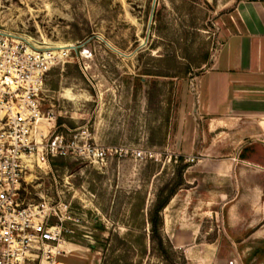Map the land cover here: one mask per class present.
I'll list each match as a JSON object with an SVG mask.
<instances>
[{
	"label": "rangeland",
	"instance_id": "obj_1",
	"mask_svg": "<svg viewBox=\"0 0 264 264\" xmlns=\"http://www.w3.org/2000/svg\"><path fill=\"white\" fill-rule=\"evenodd\" d=\"M152 1L0 0V31L36 45L77 46L46 76L52 130L65 138L85 131L99 146L142 152L102 165L50 156L28 171L20 200L68 201L81 211L83 236L72 255L58 256L65 264H251V249L230 241L221 217L189 203L204 189L217 201V188L230 182L190 178L195 158L181 155L178 143L230 14L239 3L264 8V0H155L149 23ZM178 229L185 232L172 242Z\"/></svg>",
	"mask_w": 264,
	"mask_h": 264
},
{
	"label": "crops",
	"instance_id": "obj_2",
	"mask_svg": "<svg viewBox=\"0 0 264 264\" xmlns=\"http://www.w3.org/2000/svg\"><path fill=\"white\" fill-rule=\"evenodd\" d=\"M230 18L215 58L195 84L178 144L181 155L195 158L190 178L230 182L217 188V201L204 189L189 203L221 217L230 241L251 249V264H264V8L239 3ZM184 227L192 238L190 223ZM183 232L175 230L172 242Z\"/></svg>",
	"mask_w": 264,
	"mask_h": 264
},
{
	"label": "built area",
	"instance_id": "obj_3",
	"mask_svg": "<svg viewBox=\"0 0 264 264\" xmlns=\"http://www.w3.org/2000/svg\"><path fill=\"white\" fill-rule=\"evenodd\" d=\"M50 45L0 31V264H65L58 256L72 255L74 240L83 236V214L71 202L20 200L35 162L71 155L102 165L116 155L142 154L99 146L85 131L65 138L52 130L53 116L43 110L46 76L73 48Z\"/></svg>",
	"mask_w": 264,
	"mask_h": 264
},
{
	"label": "water",
	"instance_id": "obj_4",
	"mask_svg": "<svg viewBox=\"0 0 264 264\" xmlns=\"http://www.w3.org/2000/svg\"><path fill=\"white\" fill-rule=\"evenodd\" d=\"M154 5H155V0L152 1V5H151V9H150V20H149V23H150L151 18H152V14H153V10H154ZM105 43H106V45L109 46L112 50L118 52V53L121 54V55L126 56L125 54H123V53L117 51L116 49H114L113 47H111L107 42H105ZM70 47L73 48V49H75L77 46H73V45H72V46H70Z\"/></svg>",
	"mask_w": 264,
	"mask_h": 264
},
{
	"label": "trees",
	"instance_id": "obj_5",
	"mask_svg": "<svg viewBox=\"0 0 264 264\" xmlns=\"http://www.w3.org/2000/svg\"><path fill=\"white\" fill-rule=\"evenodd\" d=\"M167 201H164L163 203H161L158 208L157 211L162 210V208L166 205ZM151 225H152V230H156V225L154 224V222L151 220Z\"/></svg>",
	"mask_w": 264,
	"mask_h": 264
},
{
	"label": "bare ground",
	"instance_id": "obj_6",
	"mask_svg": "<svg viewBox=\"0 0 264 264\" xmlns=\"http://www.w3.org/2000/svg\"><path fill=\"white\" fill-rule=\"evenodd\" d=\"M69 46H72V45H66V44H63V45H54V46H51L50 45V47H52V48H65V47H67V48H69Z\"/></svg>",
	"mask_w": 264,
	"mask_h": 264
}]
</instances>
